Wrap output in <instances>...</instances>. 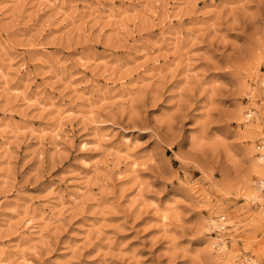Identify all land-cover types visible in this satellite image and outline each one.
Returning a JSON list of instances; mask_svg holds the SVG:
<instances>
[{"label":"rangeland","instance_id":"1","mask_svg":"<svg viewBox=\"0 0 264 264\" xmlns=\"http://www.w3.org/2000/svg\"><path fill=\"white\" fill-rule=\"evenodd\" d=\"M262 180L264 0H0V264H264Z\"/></svg>","mask_w":264,"mask_h":264},{"label":"built area","instance_id":"2","mask_svg":"<svg viewBox=\"0 0 264 264\" xmlns=\"http://www.w3.org/2000/svg\"><path fill=\"white\" fill-rule=\"evenodd\" d=\"M262 192H263V194H264V188H262V190H261ZM221 221H224V218H222V220ZM216 222V221H215ZM214 222V223H215ZM217 224L216 225H220L221 226V223H219V222H216ZM220 231H224V230H219V228H217L216 226L213 228V233L215 234V235H217V234H220ZM224 239V238H223ZM227 239H225V241H226ZM218 244H220V241H218Z\"/></svg>","mask_w":264,"mask_h":264},{"label":"bare ground","instance_id":"3","mask_svg":"<svg viewBox=\"0 0 264 264\" xmlns=\"http://www.w3.org/2000/svg\"><path fill=\"white\" fill-rule=\"evenodd\" d=\"M263 160V159H262ZM258 188L260 189V190H262V188H264V181L262 180L261 182H259L258 184ZM262 192V191H261ZM263 193V192H262ZM216 224V223H215ZM223 243V246L225 247L226 246V242H222ZM222 246V247H223ZM219 248V247H218ZM220 251H221V249H220Z\"/></svg>","mask_w":264,"mask_h":264}]
</instances>
